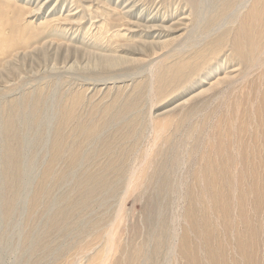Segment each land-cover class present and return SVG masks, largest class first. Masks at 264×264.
Listing matches in <instances>:
<instances>
[{
    "label": "rangeland",
    "instance_id": "1",
    "mask_svg": "<svg viewBox=\"0 0 264 264\" xmlns=\"http://www.w3.org/2000/svg\"><path fill=\"white\" fill-rule=\"evenodd\" d=\"M9 1L39 37L0 83V264H264V22L257 59L224 41L192 82L158 83L252 0L191 33L156 0Z\"/></svg>",
    "mask_w": 264,
    "mask_h": 264
},
{
    "label": "bare ground",
    "instance_id": "2",
    "mask_svg": "<svg viewBox=\"0 0 264 264\" xmlns=\"http://www.w3.org/2000/svg\"><path fill=\"white\" fill-rule=\"evenodd\" d=\"M146 1L148 2V0ZM211 1L212 0H209V1L207 0H156L153 2H156L157 4H159L160 8H163L165 9V11H167V14L164 15L163 17L166 16V18L174 19L171 26H169V28L176 27L177 25H178L177 27H179L180 25H183L184 29H188L189 31L190 24L197 23L196 25H200L207 32H211L213 31L212 28H215L217 25L218 26L221 25L218 22L222 18H224L225 15L228 14L227 16H229L230 13L236 12V11H232L233 3H234L233 0H219V4L217 6L214 4L215 1H212V2ZM238 1H241L240 4H242L243 6H244V3H246L244 7H247V4L249 2V1L247 2V0H238ZM150 3H152V1H150ZM262 3H263V0H252V2H249L248 17L244 21L241 22L240 21L241 15L235 16L236 20L240 21L238 24L239 26H237L236 30H234L233 32L227 30L222 33H219L220 35L217 38V40L215 39L209 42V44H206L203 47L193 51L192 56L188 60H179L172 64H165V62H161L162 61L161 58L164 55L163 53V55L160 56L161 58H158V60L160 59L159 61L161 62L160 63L161 69L158 73V83H159V86L161 83V89H164L165 87L166 89L168 87L172 89L178 88L182 86L184 83L192 82L194 77L196 75H199L200 71L204 68V66L210 63L211 60L215 61V58L217 57L216 55L221 53V50H222L221 44H223L224 41L232 42L233 50H231L230 54L228 53L227 55L229 57L228 59L231 58L230 55L232 56L234 55V57L238 59L240 62L244 61V63H247L249 59H253V57L255 58L257 52L262 46L260 44V40H258L257 37H259L260 34L263 32H258V28L256 27V24L258 22L260 23L264 22V6L262 5ZM182 8H183V15L182 17L178 18V13H176V11L177 10L179 11ZM218 10L220 11L218 12L219 14H215ZM9 11L11 12V16H9V13H8ZM26 13L27 12H25L24 9H22L21 7H18L14 3H11L9 0H0V83L3 81L2 85L4 84V80H6L12 73L15 74V72L21 69L20 68L21 66H19L20 62L22 65L24 64L23 63L24 53L21 54L19 50L23 49L25 51L26 49L31 47L32 44L30 43L29 35L37 34L39 37L38 33L32 31L34 28H32L30 24L20 25ZM65 20L68 21V20H71V18L66 17ZM223 25L225 26V23ZM146 26L153 28L156 25L149 24ZM262 27L264 28V25H262ZM5 29H7L10 32H5L3 34V31ZM194 29H195V25H194ZM190 31L192 32L191 29ZM212 33H207V36L209 34L212 35ZM18 38L21 40H19ZM191 40L194 41L195 37H193V39ZM69 45L70 43L68 44V46ZM195 47L197 46L195 45ZM41 50L43 51V53L39 57H43L44 55L43 58H45L48 52L47 51L44 52V49H41ZM14 52H16L15 54L17 55L15 54L13 55ZM232 52H234L235 54H233ZM126 61L127 59L124 56L118 55V56H108L104 63L105 65H109V66H117V65L120 66V64L126 63ZM70 63L69 62L66 63L64 67L65 71H68V72L71 71L70 69L72 68V66L70 65ZM209 66L210 64L207 67ZM7 82L8 81H6L5 84H7ZM1 90L2 89H0V91ZM42 99L43 98L40 96L38 100L40 101ZM22 105L23 104H20V106ZM36 105H37L36 112H38L41 106H39L38 103H36ZM13 113L15 112H13L12 109L7 112V115H6L7 122H9L10 120L11 121L13 120ZM37 116L38 118H40L39 113L38 114L36 113V117ZM57 150H59L58 147H57Z\"/></svg>",
    "mask_w": 264,
    "mask_h": 264
}]
</instances>
